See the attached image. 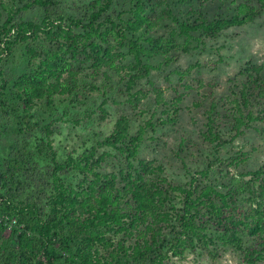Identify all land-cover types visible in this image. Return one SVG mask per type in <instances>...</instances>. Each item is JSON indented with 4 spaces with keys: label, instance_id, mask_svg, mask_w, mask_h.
I'll list each match as a JSON object with an SVG mask.
<instances>
[{
    "label": "rangeland",
    "instance_id": "1",
    "mask_svg": "<svg viewBox=\"0 0 264 264\" xmlns=\"http://www.w3.org/2000/svg\"><path fill=\"white\" fill-rule=\"evenodd\" d=\"M52 1L0 0V167L19 160L17 175L33 194L35 185L49 191L54 181L85 189L94 174L73 165L57 170L70 158L97 161L104 176L143 161L165 195L159 247L146 258L132 256L151 221L141 216L133 233L92 229L90 246L63 250L60 264L81 262L85 250L95 261L112 256L121 264H264L256 235H241L254 247L248 258L237 242L218 239L212 221L189 214L211 198L208 217L226 210L230 195L251 206L249 188L264 189V0ZM241 3L257 8L245 24L216 34L202 27L235 16ZM139 13L143 21L130 28ZM155 39L162 49L142 48ZM94 42L110 51L96 75ZM14 228L0 195V229L9 235Z\"/></svg>",
    "mask_w": 264,
    "mask_h": 264
},
{
    "label": "trees",
    "instance_id": "2",
    "mask_svg": "<svg viewBox=\"0 0 264 264\" xmlns=\"http://www.w3.org/2000/svg\"><path fill=\"white\" fill-rule=\"evenodd\" d=\"M38 4L48 7L54 4V1L38 0ZM108 6L107 4L93 13L91 26L108 10ZM236 12V15L231 18L212 22L205 20L202 27L207 33L216 34L228 27L243 25L256 15L257 8L241 3ZM136 17L137 23L129 24L130 28H135L143 21L140 13ZM185 29L186 27L184 31ZM92 48L94 55V57L90 56L92 75H96L99 74L103 62L110 56V51L108 48H101L95 42ZM142 48L154 51L162 49V46L159 40L155 39L150 41L147 47ZM136 50V60L142 64V52L139 47ZM44 63V65H51L48 61ZM48 89L50 90V85ZM71 165L74 166L75 171L89 172L96 176L82 191L71 186L62 189L59 183L54 181L52 190L47 191L46 187L40 188L39 185H35L38 190L32 194L20 175H17L18 170L24 169L19 160L10 162L8 169L4 170L0 167V195L7 208V216L15 220V228L9 235H5L0 229V264H60L64 258L63 250H69L77 244L89 245L92 229L112 225L119 230H125L126 233H133L137 219L141 216H150L151 221L145 228L139 230L138 236L143 241L133 249V258L135 260L146 258L149 252L159 247L161 223L165 216L157 214V207L165 195L163 187H160L157 182L160 177L150 178L145 175L148 164L145 165L143 161L139 166L130 163L126 170L104 176L95 170L97 161H90L85 156L78 160L70 158L65 163H56L57 170ZM118 177H120L118 186H115L113 182H116ZM112 189L116 192L110 194ZM125 195L130 198L121 205L119 200ZM248 195L251 206L242 205L233 195H230V201L225 202L228 208L226 210L217 209L216 213L208 217L210 213L205 214L204 209L214 204V199L211 198L189 207V214L196 216L200 224L212 221L218 232L216 236L223 244L237 242L240 248L245 249L246 257L251 258L254 255L251 249L254 247H246L241 237L247 234L256 235L257 246L264 245V189L261 185L256 189L249 188ZM46 198L47 201H43ZM254 203H257L258 208L253 207ZM126 218L130 219L125 221ZM97 262L98 264H121L119 258L116 260L112 256L103 262L95 261L87 250L81 253V262L74 260L64 264H97Z\"/></svg>",
    "mask_w": 264,
    "mask_h": 264
}]
</instances>
